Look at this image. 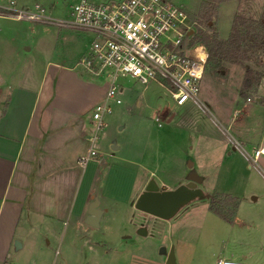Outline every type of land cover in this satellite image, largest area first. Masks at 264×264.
<instances>
[{
  "label": "rangeland",
  "instance_id": "rangeland-1",
  "mask_svg": "<svg viewBox=\"0 0 264 264\" xmlns=\"http://www.w3.org/2000/svg\"><path fill=\"white\" fill-rule=\"evenodd\" d=\"M77 1L17 0V3L32 5L39 2L52 17L68 18L71 5ZM173 1L185 7L192 20L194 40L204 43L208 50L213 36L220 39L228 37L236 13L255 20L264 16V0ZM256 25L262 28L260 24ZM205 39L208 41L205 42ZM90 40V33L54 21H28L0 15V92L3 93L7 84L22 80L26 72L35 71V77L38 78L47 60L65 59L61 64L70 68L59 74L63 78L61 80L68 87L84 86V83L88 85L89 92L81 88L79 93L83 94L84 105L91 112L100 101L98 97L105 90L108 77H95L84 71L82 66H74ZM238 55L240 57L234 62L218 61L215 56L206 59L198 94L200 103L187 100L178 105L166 87L156 81L145 84L126 76L119 77L117 82L123 86L119 94L121 102L110 101L111 110L104 114L106 125L99 131V137L104 131L101 140L103 147L98 148L100 155L106 150L112 151L113 143L117 146L121 143L118 152H126L130 156L133 152L130 148L135 140L137 186L141 176L148 174L149 179L157 183L165 180L175 187L185 182L188 171L193 169L201 177L197 184L205 195L183 205L180 212L170 219L144 213L134 203L125 205L114 215L113 220L110 215L106 229L105 221L101 226L93 228L91 239L102 244H94V249L87 244L70 247L65 240L57 248L56 254L49 257L50 260L47 257L45 263L40 264H163L165 252L161 247L166 250L172 247L175 259L173 264H215L216 257L224 254L221 252L224 238L232 240L228 231L229 221L219 217L207 206L208 195L217 190L214 189L215 185L229 188L231 191L228 193L238 197L240 215L249 209L248 205H253L264 215L263 158L256 163L252 162L246 156V152L250 154L252 151L251 144L238 145L234 150L231 144L228 151L232 154L226 155L225 161L220 163L224 153L223 138L230 137L232 129L226 128L227 124L218 112L227 116L233 114L234 121L238 123L245 122L247 107L242 104L243 100L253 93H264L263 47H256L251 41H243ZM235 99H238L239 110L232 113ZM157 112L165 113L159 120L161 126L155 120ZM170 115L173 117L168 121ZM158 146L160 150H157ZM57 160L42 157L35 162H51L59 167L77 164L74 159ZM181 165L185 169L182 177ZM74 169L79 172L78 166ZM130 176L127 177V185L131 184ZM41 183L39 189L45 200L65 209L70 188L48 178L41 179ZM253 196H258V199L254 200ZM139 219H144L148 225L147 232L142 235L133 224ZM171 224H174L177 231L173 237L169 232ZM100 231L103 232L102 238L98 237ZM128 234L135 239L122 238ZM243 262L245 264L246 261Z\"/></svg>",
  "mask_w": 264,
  "mask_h": 264
},
{
  "label": "crops",
  "instance_id": "crops-1",
  "mask_svg": "<svg viewBox=\"0 0 264 264\" xmlns=\"http://www.w3.org/2000/svg\"><path fill=\"white\" fill-rule=\"evenodd\" d=\"M63 61L66 60H47L38 78L35 71L26 72L22 80L7 84L3 93L0 92V264L45 263V259L53 257L65 240L70 247L87 244L94 249V244L102 243L91 239L93 228L105 221L106 229L110 215L113 220L121 207L132 205L149 180L148 174L143 175L137 186L135 140L130 156L126 152H118L121 143L118 146L113 143L112 151L99 153L82 166L59 167L51 162H35L42 157L46 160L58 159L59 162L63 159L76 161L85 150L86 137L94 129L91 112L84 105L83 94L79 93L81 88L89 92L88 85L66 86L59 74L70 66L61 64ZM233 103L232 113H235L239 110L238 99ZM242 104L247 107L245 122L238 123L234 121L233 114L227 116L218 112L227 124L226 128L232 129L230 137L223 138L224 153L220 163L225 161L226 155L232 154L228 151L231 144L232 150L244 143L251 144L252 148L264 146V93L258 94L254 102L245 98ZM164 116L165 113H156L158 126H161L159 120ZM172 117L170 115L168 121ZM103 134L104 131L96 142L97 148L103 147ZM160 149L158 146L157 150ZM260 158L264 163V156ZM76 166L79 172L74 169ZM184 173L181 165V177ZM128 175H131L130 185H127ZM44 178L59 181L70 188L65 209L45 200L39 189ZM157 185L160 189L174 187L165 180ZM214 189L227 193L231 191L222 185H215ZM124 191L127 194H123ZM253 199H258V196H253ZM94 200H97V207L101 210L97 225L86 222L89 205ZM240 206L233 220L227 223L232 240L224 238L222 256L245 260V264H264V215L253 205H248L249 209L240 215ZM141 219L133 222L134 227L140 229L144 226L147 232L148 225ZM169 232L172 237L177 232L174 224H171ZM98 237L102 238L103 232L100 231ZM122 238L135 239L130 234ZM16 240L19 245L15 244ZM168 251L165 249L163 264L175 263L174 254L173 262L168 261Z\"/></svg>",
  "mask_w": 264,
  "mask_h": 264
},
{
  "label": "built area",
  "instance_id": "built-area-1",
  "mask_svg": "<svg viewBox=\"0 0 264 264\" xmlns=\"http://www.w3.org/2000/svg\"><path fill=\"white\" fill-rule=\"evenodd\" d=\"M0 9L4 17L54 21L91 34L74 66L108 80L102 99L91 110L94 129L76 159L81 166L99 154L96 142L105 124L103 115L110 112V101L121 102L119 77L145 84L156 81L166 87L178 105L187 100L200 103L198 94L208 51L204 43L194 40L192 20L182 4L173 0H78L71 5L68 18L52 17L39 2L19 5L17 0H0ZM257 95L253 93L246 100L256 101ZM246 155L256 163L264 156V146L253 147ZM215 264L244 262L220 255Z\"/></svg>",
  "mask_w": 264,
  "mask_h": 264
},
{
  "label": "trees",
  "instance_id": "trees-1",
  "mask_svg": "<svg viewBox=\"0 0 264 264\" xmlns=\"http://www.w3.org/2000/svg\"><path fill=\"white\" fill-rule=\"evenodd\" d=\"M256 23L260 24L262 28L258 27ZM207 41L208 39H205V42ZM211 41L212 44L209 46V50L207 49V58L215 56L218 61L234 62L240 57L238 52L243 41H251L256 47L264 49V19L255 20L242 13H236L232 18L228 37L220 39L213 36ZM239 203L238 197L222 191L213 190L208 195V209L229 222L233 220Z\"/></svg>",
  "mask_w": 264,
  "mask_h": 264
},
{
  "label": "water",
  "instance_id": "water-1",
  "mask_svg": "<svg viewBox=\"0 0 264 264\" xmlns=\"http://www.w3.org/2000/svg\"><path fill=\"white\" fill-rule=\"evenodd\" d=\"M115 146V145H113ZM201 177L193 169L187 174V181L178 184L173 188H163L157 185L154 179H149L144 188L137 195L134 206L154 216L168 219L172 217L183 205L196 199L202 198L205 193L198 186ZM101 210L97 207V200L90 203L86 222L97 225ZM144 226H140L139 233H145ZM19 245V241H15ZM165 252V247H161ZM168 261L173 262V250L168 251Z\"/></svg>",
  "mask_w": 264,
  "mask_h": 264
},
{
  "label": "flooded vegetation",
  "instance_id": "flooded-vegetation-1",
  "mask_svg": "<svg viewBox=\"0 0 264 264\" xmlns=\"http://www.w3.org/2000/svg\"><path fill=\"white\" fill-rule=\"evenodd\" d=\"M186 181H187V179H186Z\"/></svg>",
  "mask_w": 264,
  "mask_h": 264
}]
</instances>
